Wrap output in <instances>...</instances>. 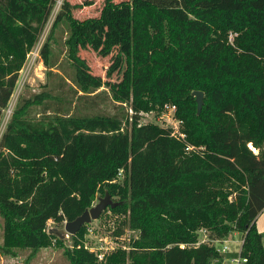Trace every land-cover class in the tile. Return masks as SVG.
<instances>
[{"label": "trees", "instance_id": "trees-1", "mask_svg": "<svg viewBox=\"0 0 264 264\" xmlns=\"http://www.w3.org/2000/svg\"><path fill=\"white\" fill-rule=\"evenodd\" d=\"M56 2L0 0V120ZM84 3L62 2L39 56L48 70L56 65L60 31L72 98L89 107L104 88L132 114H69L59 82L17 101L0 136V256L55 246L70 264H211L223 256L197 245L204 230L209 241L240 234L247 264H264L256 228L264 212V0H103L97 17L78 19L74 12L92 4ZM88 29L124 36L118 55L128 70L118 86L80 57ZM165 104L176 106L183 139L138 124ZM98 194L117 204L113 235L136 233L102 262L83 247L85 226L69 247L48 233L50 222L75 220Z\"/></svg>", "mask_w": 264, "mask_h": 264}, {"label": "rangeland", "instance_id": "rangeland-1", "mask_svg": "<svg viewBox=\"0 0 264 264\" xmlns=\"http://www.w3.org/2000/svg\"><path fill=\"white\" fill-rule=\"evenodd\" d=\"M63 1L64 0H57L43 33L41 34L31 53L26 57L25 64L19 73L18 81L8 107L1 115L0 136L11 117L17 101L20 98H27L33 94H40L43 90L47 91L49 88H51V86L58 82L61 84L59 89L62 90L61 96L63 100L66 99L65 102H67L68 99L71 100V104H64V106L69 107V114L76 112L77 107H79L80 112L90 115L127 114L128 116H131L132 114L131 110H129V106H123L120 108L118 103L111 101L110 93L104 88L98 89L96 92L90 94V96L97 95L98 97H92L95 99H93V103H91L89 107L85 106L83 103L80 104L78 100L75 99V96L72 98V94L69 91L73 87L70 79L71 69L68 65L61 40L63 37H65V35H62L60 31L57 32L58 38L62 36L60 38L59 45L53 46L52 48V52L55 54L56 65L51 70H48L43 63L42 58L39 55L38 57L35 56L36 52L34 53V51L40 52V49L50 31L55 15ZM67 1H69L71 4H85V1L90 0ZM120 1L122 0H113V2ZM91 2V5H83L82 8L77 9L74 12V16L78 19L97 17L102 8L103 0H91ZM121 14L125 15L126 10ZM108 16H111V18L114 17L112 14H109ZM87 31L89 34V40L85 42V44L80 48V57L85 61L91 73L99 76L105 82L108 81L114 86H118L125 78L126 72L128 70V66L125 63L124 57L118 55L120 44L125 42L124 36L117 33L115 39L108 40L104 36L93 35L89 29ZM45 85L47 87H44ZM39 113L40 108H34L32 116L37 118ZM138 124H154L170 129L169 123H166L162 118V111L141 113ZM177 128L180 129V126ZM177 128L174 129L172 127L170 130H177ZM99 198H103V196L98 194L92 207L98 204ZM112 201L114 202V200ZM120 221V216L113 214L111 211H109V209L104 211L98 220L92 221L90 224L85 225L83 246L86 245L90 252L94 253L96 257L98 255L103 256L102 261H104L108 255L118 249L127 250L130 240L136 238V233L126 228L121 236H114L113 232L117 229V225L120 223ZM64 223L60 225L58 229H63ZM2 226L3 222L0 218V242L2 240ZM49 226L50 228L55 227L51 222L49 223ZM198 234L199 242L205 240L207 233L204 230L199 231ZM69 237L65 238L64 240L68 241ZM226 239L228 241L227 245L230 247L231 251H237L239 249L242 242V236L240 234L232 233ZM69 245L70 243L68 241L66 246L69 247ZM97 260L98 262H102L98 258ZM222 260V258L214 260L211 262V264H223ZM0 264H70V262L66 256H64L62 249L56 248L55 246H50L48 248L39 250L33 255H30L29 251H17L15 257L0 256Z\"/></svg>", "mask_w": 264, "mask_h": 264}, {"label": "built area", "instance_id": "built-area-1", "mask_svg": "<svg viewBox=\"0 0 264 264\" xmlns=\"http://www.w3.org/2000/svg\"><path fill=\"white\" fill-rule=\"evenodd\" d=\"M33 50V49H32ZM31 50V51H32ZM31 51L28 53V55L31 53ZM36 52V57H38L39 52L38 51H34V53ZM27 55V56H28ZM162 118L164 119V121L166 123H169L170 125V129L173 127L174 129H176L177 127L180 126V121L175 117L176 114V106L173 104H165L162 108ZM172 126V127H171ZM178 128L177 130H172L171 135L174 137H180L181 139L184 138V136L182 134H180V132H178ZM193 148L189 147L186 150L187 151H191ZM228 241L227 239H223L220 241H209L207 238H205V240L202 241H198L197 245L199 244H208L213 246L216 251L221 254L222 257V262L223 264H247V259L245 257H243L241 255V245L239 247V249L237 251H231L230 247L227 245ZM85 250L89 251L88 247L85 245L83 246ZM181 249H184L185 246L181 245L180 246ZM97 258L102 261L103 260V256L98 255Z\"/></svg>", "mask_w": 264, "mask_h": 264}, {"label": "water", "instance_id": "water-1", "mask_svg": "<svg viewBox=\"0 0 264 264\" xmlns=\"http://www.w3.org/2000/svg\"><path fill=\"white\" fill-rule=\"evenodd\" d=\"M192 95L195 98L197 114H199L203 105V93L196 91L193 92ZM116 205L117 204L114 203L108 195H105L103 198L98 199V204L83 212L75 220L65 222L63 229L50 228L48 233L61 240L73 236L77 234L83 226L90 224L92 221L98 220L104 211L107 209H113Z\"/></svg>", "mask_w": 264, "mask_h": 264}, {"label": "crops", "instance_id": "crops-1", "mask_svg": "<svg viewBox=\"0 0 264 264\" xmlns=\"http://www.w3.org/2000/svg\"><path fill=\"white\" fill-rule=\"evenodd\" d=\"M257 231L262 235V245L264 247V212H262L256 220Z\"/></svg>", "mask_w": 264, "mask_h": 264}]
</instances>
